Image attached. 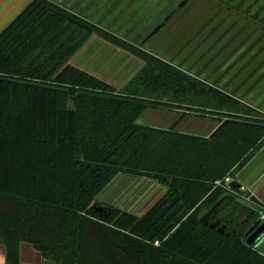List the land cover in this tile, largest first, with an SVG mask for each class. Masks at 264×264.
<instances>
[{"label": "trees", "instance_id": "trees-1", "mask_svg": "<svg viewBox=\"0 0 264 264\" xmlns=\"http://www.w3.org/2000/svg\"><path fill=\"white\" fill-rule=\"evenodd\" d=\"M92 34L145 61L128 87L70 63ZM141 90L190 98L211 92L235 110L172 103ZM159 108L210 114L218 125L203 136L137 122ZM239 110L180 66L57 2L32 0L0 32L4 264H23V243L54 264H264L260 240L249 245L242 236L264 214V201L249 205L214 187L226 175L235 179L264 145V117ZM118 175L151 180L165 193L142 216L115 206L97 213L92 204Z\"/></svg>", "mask_w": 264, "mask_h": 264}, {"label": "rangeland", "instance_id": "rangeland-1", "mask_svg": "<svg viewBox=\"0 0 264 264\" xmlns=\"http://www.w3.org/2000/svg\"><path fill=\"white\" fill-rule=\"evenodd\" d=\"M52 1L114 36L187 70L201 86L230 96L242 114L264 117V0H194L192 6L150 37L149 34L163 21L173 0ZM70 63L117 88L128 87L145 65L142 59L98 34L91 35ZM142 93L208 110H235L234 107L220 105V97L211 92L195 98L172 90L154 94L141 90ZM184 112L187 114L182 118ZM212 116L206 114L204 118ZM197 117L183 109L159 108L148 109L137 122L163 128L176 125L175 129L181 132L204 134L211 123ZM263 178L264 167L244 186L251 190ZM152 184L151 180L118 175L98 195V203L92 206L120 207L124 202H127L126 207L132 206L144 192H149V195L162 193L163 189L156 185L151 188ZM261 246L260 243L258 248Z\"/></svg>", "mask_w": 264, "mask_h": 264}, {"label": "crops", "instance_id": "crops-1", "mask_svg": "<svg viewBox=\"0 0 264 264\" xmlns=\"http://www.w3.org/2000/svg\"><path fill=\"white\" fill-rule=\"evenodd\" d=\"M32 0H0V32L18 15ZM250 5V2H249ZM264 20V19H263ZM203 120V119H200ZM205 121L211 123V127L204 134H199L207 136L210 134L218 125L216 120L210 118H204ZM155 127V126H154ZM157 127V126H156ZM187 133V132H186ZM192 134V133H191ZM264 167V145L263 147L253 156V158L236 174L235 181L238 184L244 185L251 180L258 170ZM150 183V182H148ZM156 185L158 189L161 186L153 182L151 188ZM162 190V189H161ZM254 193V199L259 203L264 201V178L260 180V183L256 187L251 188ZM137 191V190H136ZM153 192L149 195V192H144L136 200L132 206L126 207L127 202L122 203L119 208L126 211H133L137 215L143 213L149 204L154 202L162 193L156 195ZM253 200V201H255ZM255 204V202H254ZM229 211V209H227ZM260 250L264 253V241L261 242ZM4 249L2 246V239L0 238V264L4 262ZM20 261L23 264H51L49 261L44 260L41 255L33 250L28 244L23 243L20 246Z\"/></svg>", "mask_w": 264, "mask_h": 264}, {"label": "water", "instance_id": "water-1", "mask_svg": "<svg viewBox=\"0 0 264 264\" xmlns=\"http://www.w3.org/2000/svg\"><path fill=\"white\" fill-rule=\"evenodd\" d=\"M169 17H166L150 34L149 37L154 35L155 33H157L162 27L163 25L166 23V21H168ZM161 189H163L162 194L165 193V189L161 186ZM161 194V195H162ZM160 195V196H161ZM159 196V197H160ZM158 197V198H159ZM157 198V199H158ZM156 199V200H157ZM155 200V201H156ZM152 202L151 204H149V206L147 207V209L140 214V216H142L143 214L146 213V211L155 203ZM93 209L97 212V213H103L106 209L105 206L102 205H93ZM219 219L216 220L215 223H213L211 225L212 228H215L219 225ZM225 231V227L224 226H220L218 227V232L220 233H224ZM264 233V214H262L259 218H257V220L249 227V229L243 234V237L245 238V241L247 244L251 245L253 244L262 234ZM229 234V233H227ZM261 240V239H260Z\"/></svg>", "mask_w": 264, "mask_h": 264}, {"label": "built area", "instance_id": "built-area-1", "mask_svg": "<svg viewBox=\"0 0 264 264\" xmlns=\"http://www.w3.org/2000/svg\"><path fill=\"white\" fill-rule=\"evenodd\" d=\"M234 181L229 175L218 179L214 182V187H221L225 190V194H230L239 200L245 202L246 204H254L253 197L254 193L247 189L244 185L238 184L237 188H233L231 183ZM159 242L155 241V245H158Z\"/></svg>", "mask_w": 264, "mask_h": 264}, {"label": "flooded vegetation", "instance_id": "flooded-vegetation-1", "mask_svg": "<svg viewBox=\"0 0 264 264\" xmlns=\"http://www.w3.org/2000/svg\"><path fill=\"white\" fill-rule=\"evenodd\" d=\"M194 0H173L171 3H170V5L168 6V12L165 14V17H164V19L166 18V17H169V19H168V21H166V23L167 22H170L172 19H174V17L175 16H177L181 11H183V10H185V9H187V8H189L190 6H192L193 5V2ZM163 19V20H164ZM165 23V24H166ZM153 36V35H152ZM249 218V216L246 214L245 216H244V218L241 220L242 222L241 223H243L244 221H247V219ZM259 218V217H258ZM257 220V219H256ZM254 223V222H253ZM252 223V224H253ZM252 224H250L249 225V227L252 225ZM224 227L226 228V225H224ZM238 227H239V225H238ZM238 227H235V228H233L232 230H231V233H234L235 231H236V228H238ZM249 227L247 228V230L249 229ZM246 230V231H247ZM245 231V232H246ZM244 232V233H245ZM243 233V234H244ZM243 234H242V236H243ZM260 241L258 242V246H259V244L261 243V242H263L264 241V233L258 238ZM257 239V240H258ZM256 240V241H257Z\"/></svg>", "mask_w": 264, "mask_h": 264}]
</instances>
